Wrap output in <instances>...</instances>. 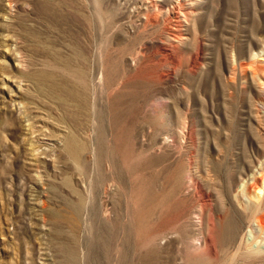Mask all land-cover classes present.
<instances>
[{"label":"rangeland","instance_id":"obj_1","mask_svg":"<svg viewBox=\"0 0 264 264\" xmlns=\"http://www.w3.org/2000/svg\"><path fill=\"white\" fill-rule=\"evenodd\" d=\"M191 1L0 0V264H264V0Z\"/></svg>","mask_w":264,"mask_h":264},{"label":"bare ground","instance_id":"obj_2","mask_svg":"<svg viewBox=\"0 0 264 264\" xmlns=\"http://www.w3.org/2000/svg\"><path fill=\"white\" fill-rule=\"evenodd\" d=\"M167 1H169V0H167ZM185 1H190V2L185 3ZM145 4H146L145 5V11L148 12V13H150L151 11L152 12L155 11L157 13L159 11L161 12V10L164 9V12H165V14L167 16H172V17L182 16L184 18L190 17L192 15V13H193V6H194V2H192L191 0H174V1H171L170 3H168L167 5H166V3H165L164 0H162V1L161 0H145ZM142 6H144V4ZM146 18H148V17H146ZM182 20L185 22L184 19H182ZM34 128L35 129L38 128V130L37 129H36V131L35 130L34 131L32 130L33 133L39 132V130L40 131H44L42 129L43 127L41 125L35 126ZM42 137L43 138H39V141H41L42 144L47 145L48 147H52V146L54 147L55 145L60 144L59 141H57V140H55V141L49 140V138H47V136H45V134L44 135L42 134ZM35 152H38V151H34V153ZM38 156H39V154H34V157H38ZM260 219H261L260 221L258 220L259 223H253V225L251 227V230L248 231V234L246 236V238H247L248 241L253 240L255 234L260 233V232H263L264 233V216L262 218H260ZM253 241H251V242H253ZM257 243H254L253 246L256 247L257 246ZM262 244L263 245H259L260 246L259 248H264V242ZM255 249H257V247Z\"/></svg>","mask_w":264,"mask_h":264}]
</instances>
